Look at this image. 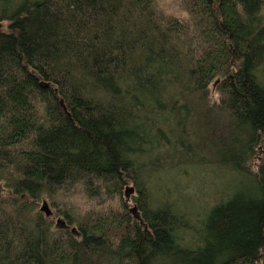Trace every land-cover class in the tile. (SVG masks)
<instances>
[{"label": "trees", "instance_id": "trees-1", "mask_svg": "<svg viewBox=\"0 0 264 264\" xmlns=\"http://www.w3.org/2000/svg\"><path fill=\"white\" fill-rule=\"evenodd\" d=\"M170 1L0 0V264H264V0Z\"/></svg>", "mask_w": 264, "mask_h": 264}, {"label": "rangeland", "instance_id": "rangeland-1", "mask_svg": "<svg viewBox=\"0 0 264 264\" xmlns=\"http://www.w3.org/2000/svg\"><path fill=\"white\" fill-rule=\"evenodd\" d=\"M166 6L168 7V9L170 10H174L176 9V4L170 0H164ZM264 73V72H263ZM263 81H264V76H263ZM214 180V184L213 186H208V187H199L200 186V181H192V188L191 190H189V192L183 194V198L184 200H191L193 199V195L194 192L196 191V189L198 188L200 191H206L208 192L210 189L213 190H217V193H220V197L224 196L227 192L233 191L234 188L236 187V180L230 178L229 176H226L223 173H219L217 175V177L212 178L211 176L208 177V179H206V181H211ZM204 186V185H203ZM214 196V195H212ZM125 197V196H124ZM70 202H72L78 209L80 210H85L88 208H92L95 206V203H92L91 201H89L87 198H85L81 193H79L78 191L74 190L71 194L70 197H68ZM204 198V197H203ZM206 199H209V196L205 197ZM126 200V198H125ZM209 201V200H207ZM213 202L212 198L210 199V203ZM47 203V202H46ZM48 204V203H47ZM41 203L39 204V208H40ZM49 209L51 210V214L48 217H53V209L49 206ZM43 213V212H42ZM44 214V213H43ZM45 215V214H44ZM56 221V224L58 225L59 223L57 222V220H61L60 217L55 218L54 219Z\"/></svg>", "mask_w": 264, "mask_h": 264}, {"label": "water", "instance_id": "water-1", "mask_svg": "<svg viewBox=\"0 0 264 264\" xmlns=\"http://www.w3.org/2000/svg\"><path fill=\"white\" fill-rule=\"evenodd\" d=\"M60 104H62V101L60 100ZM133 192V188L132 187H126L125 190H124V196L126 198V200L129 199V196L132 194ZM39 210L41 212H43L45 214L46 217H48L50 214H51V210L49 209L48 207V204L46 203V201H42L41 205H40V208ZM129 211L132 213L133 217L135 219H138L139 216L135 213V207H130L129 208ZM57 222L59 223V220H57ZM75 228H71V231L74 232Z\"/></svg>", "mask_w": 264, "mask_h": 264}]
</instances>
